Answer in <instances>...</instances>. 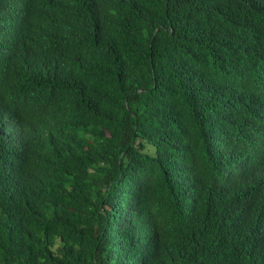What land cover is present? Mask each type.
<instances>
[{
    "label": "trees",
    "instance_id": "16d2710c",
    "mask_svg": "<svg viewBox=\"0 0 264 264\" xmlns=\"http://www.w3.org/2000/svg\"><path fill=\"white\" fill-rule=\"evenodd\" d=\"M2 8L0 77L48 71L0 136V264H264V0Z\"/></svg>",
    "mask_w": 264,
    "mask_h": 264
},
{
    "label": "clouds",
    "instance_id": "9594fccd",
    "mask_svg": "<svg viewBox=\"0 0 264 264\" xmlns=\"http://www.w3.org/2000/svg\"><path fill=\"white\" fill-rule=\"evenodd\" d=\"M6 8V7H5ZM0 13H4V9ZM18 66H22L20 84L7 87L8 81L12 79V73ZM10 72L0 77V103L2 102L3 113L0 119V136L4 139V146L10 151L7 159L17 157L19 147L33 143L34 137L39 129L31 122V114L26 112L24 92H20L28 80L37 81L47 74V65L36 63L23 48L12 56L9 61ZM9 93L11 96L2 101V95Z\"/></svg>",
    "mask_w": 264,
    "mask_h": 264
}]
</instances>
